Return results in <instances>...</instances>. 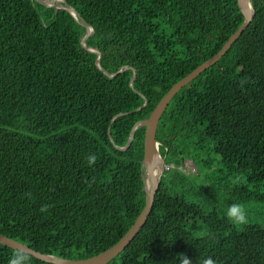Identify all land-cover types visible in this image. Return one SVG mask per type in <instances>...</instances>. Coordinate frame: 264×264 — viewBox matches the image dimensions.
I'll return each instance as SVG.
<instances>
[{
  "label": "trees",
  "instance_id": "trees-1",
  "mask_svg": "<svg viewBox=\"0 0 264 264\" xmlns=\"http://www.w3.org/2000/svg\"><path fill=\"white\" fill-rule=\"evenodd\" d=\"M251 1L247 30L163 114L157 138L169 168L145 226L108 264H176L179 253L193 264H264V225L239 229L211 200L264 202V0ZM65 2L79 15L0 0V233L85 259L116 244L145 206L146 126L119 147L245 18L238 0ZM16 250L0 243V264Z\"/></svg>",
  "mask_w": 264,
  "mask_h": 264
},
{
  "label": "water",
  "instance_id": "water-1",
  "mask_svg": "<svg viewBox=\"0 0 264 264\" xmlns=\"http://www.w3.org/2000/svg\"><path fill=\"white\" fill-rule=\"evenodd\" d=\"M41 4L46 6H56L58 8H66L69 9L75 16H78L79 13L76 9H74L68 2H65V5L58 3L60 0H38ZM65 1V0H62ZM251 0H238V5L241 9V12L244 15L243 24L237 29V31L231 35L228 41L224 44L222 49L214 55L212 58L208 59L200 66H198L195 70H193L186 77L178 81L173 87L165 94V96L160 100L158 105L155 107L151 115L143 120L138 121L135 124V127L132 130L131 136L126 146L119 147L123 150L128 149L135 138V131L139 126H146L145 132V153L143 160V167L145 168L144 172V182L146 186V202L144 209L136 219L133 226L128 230V232L112 247L109 249L89 258L85 259H68L64 257H59L51 254H46L41 251H38L29 245L22 243L18 240H15L11 237H8L2 233H0V243L12 247L14 249H23L28 254H31L43 261L53 263V264H108L114 258H116L121 252H123L130 243L137 237L142 228L145 226L149 216L151 215L155 198L158 193L161 177L166 170V159L160 153V142L158 141V128L160 124V120L168 108L172 99L178 94L185 86L190 84L194 79H196L201 73L205 70L209 69L213 65L217 64L219 60L232 48L233 44L243 35V33L247 30L249 25L254 19V7L250 9ZM83 24L87 28L86 36L83 38V45H86L87 39L91 36L93 32V28L90 26L86 19H82ZM92 29V31L90 30ZM91 51L99 53L98 64L101 65V53L96 49H91ZM101 67V66H100ZM136 74V71H135ZM133 85V83H132ZM148 101L146 100L143 106H146ZM138 108L137 110H139ZM111 135V132L109 133ZM161 160L160 168L162 171L160 173H155V169L158 166V160Z\"/></svg>",
  "mask_w": 264,
  "mask_h": 264
},
{
  "label": "clouds",
  "instance_id": "clouds-1",
  "mask_svg": "<svg viewBox=\"0 0 264 264\" xmlns=\"http://www.w3.org/2000/svg\"><path fill=\"white\" fill-rule=\"evenodd\" d=\"M86 159L89 165H94L97 160V156L95 154H91L87 156ZM49 207V205H42L40 211L47 212L49 210ZM226 216L235 225H246L248 223L247 210L243 203H232L227 208ZM206 235H208V233L206 232L200 233L201 237H204ZM175 260L176 264H193V261L183 253L177 254ZM8 264H31V257L25 250L18 249L13 252L8 261ZM198 264H218V262L211 256H208L207 258L200 260Z\"/></svg>",
  "mask_w": 264,
  "mask_h": 264
},
{
  "label": "rangeland",
  "instance_id": "rangeland-1",
  "mask_svg": "<svg viewBox=\"0 0 264 264\" xmlns=\"http://www.w3.org/2000/svg\"><path fill=\"white\" fill-rule=\"evenodd\" d=\"M214 164V169L220 166V159L218 157L213 156L212 158ZM187 164L191 163V160L186 161ZM189 170L195 171L196 168L194 166H188ZM198 172H200L198 170ZM223 194L220 197L213 196L211 197V200H214L215 203H219L221 208L226 212L227 206L225 204ZM245 205V208L247 210V216H248V223L247 224H260L264 225V202H259L256 200H252L247 203H243ZM233 224V223H232ZM235 225V224H234ZM237 228H242L244 225H235Z\"/></svg>",
  "mask_w": 264,
  "mask_h": 264
},
{
  "label": "bare ground",
  "instance_id": "bare-ground-1",
  "mask_svg": "<svg viewBox=\"0 0 264 264\" xmlns=\"http://www.w3.org/2000/svg\"><path fill=\"white\" fill-rule=\"evenodd\" d=\"M250 9H253L252 8V4H251V2H250ZM91 31H92V29H90ZM160 163H161V160L159 159L158 160V166L156 167V169H155V173L157 174V173H160L161 171H162V169L160 168Z\"/></svg>",
  "mask_w": 264,
  "mask_h": 264
},
{
  "label": "built area",
  "instance_id": "built-area-1",
  "mask_svg": "<svg viewBox=\"0 0 264 264\" xmlns=\"http://www.w3.org/2000/svg\"><path fill=\"white\" fill-rule=\"evenodd\" d=\"M172 166H174V165H172ZM186 166H187V168H188V166H194V165H193V163H192V161H191V163H189V164L186 163ZM194 167H195V166H194ZM168 168H169V165H166V169H168ZM179 168L183 169V166L180 165ZM195 168H196V167H195ZM195 171H196V170H195Z\"/></svg>",
  "mask_w": 264,
  "mask_h": 264
}]
</instances>
